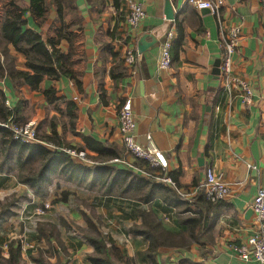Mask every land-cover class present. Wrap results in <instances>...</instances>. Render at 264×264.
<instances>
[{
	"label": "crops",
	"instance_id": "crops-1",
	"mask_svg": "<svg viewBox=\"0 0 264 264\" xmlns=\"http://www.w3.org/2000/svg\"><path fill=\"white\" fill-rule=\"evenodd\" d=\"M169 1L173 20L164 16L165 0H147L145 18L136 30L126 22L127 9L122 0L119 7L112 0H70L74 8L64 7L60 16L56 6L46 0L45 19L38 24L26 10L24 27L58 43L72 77L44 78L41 88L33 90L5 76L0 79V90L12 109L18 107L16 121H32L38 134L52 137L54 142H48L84 150L94 160L98 153L83 137L100 143L113 156L125 155L117 110L127 103L136 120V140L163 152L169 175L182 194L145 177L138 183L136 173L109 160L89 166L91 170L77 179L67 180L55 172L46 183L45 198L18 182L15 170H0L1 180L11 177L16 182L11 189L0 183V190L8 193L6 197H18L15 213L0 227L3 244L20 237L28 225L25 217L33 216L36 207L48 202L50 209L39 222L53 224L59 233L63 247L53 238L50 244L56 252L53 257L58 255L60 261L64 258V264H91L86 255L93 251L92 245L81 234L70 240L63 235L66 227H71L67 234L74 228H85L87 219L97 227V220L101 221L107 245L121 248L129 257L144 251L148 240L128 231L140 223L141 210L163 219L174 230L181 227L179 218H201L196 237L186 234L181 240L186 245L157 249L158 264H260L252 258L242 261L229 245L245 242L253 232L250 205L257 188L264 187V0H223L220 9L223 27H241L232 73L251 87L252 101L248 105L243 103L240 89H225L220 71L212 73L214 61L220 59L222 40L217 17L209 10L203 13L195 9L186 0ZM15 3L26 8L29 0ZM6 5L4 13L10 10ZM169 30L174 35L171 66L163 70L157 62ZM143 34H148L147 41L154 38L155 43L139 52L137 41ZM128 47L135 49L132 65L124 61ZM8 48L15 56V66L24 69L23 55L11 45ZM48 88L55 89L54 96L59 99L47 98L43 91ZM3 147L0 142V149ZM207 167L222 173L229 184V195L205 209L193 199L202 191ZM63 191L69 193L68 197H85L86 207L79 205V212L73 213L65 205L67 200L54 202ZM21 194L26 195V202H21ZM56 214L59 221L54 218ZM36 235V230L27 235L35 246L33 253L49 246L44 239L40 241L48 246L36 245ZM48 259L51 262L52 257Z\"/></svg>",
	"mask_w": 264,
	"mask_h": 264
},
{
	"label": "trees",
	"instance_id": "trees-1",
	"mask_svg": "<svg viewBox=\"0 0 264 264\" xmlns=\"http://www.w3.org/2000/svg\"><path fill=\"white\" fill-rule=\"evenodd\" d=\"M49 1L56 6L59 16L64 7H68L69 10L74 8L70 0ZM120 2L121 0H112V4L115 7H119ZM8 4L10 5V10L2 16L0 15V79L7 76L15 84L20 80L29 85L31 89L39 90L44 78L54 80L61 76L72 77V73L64 65V55L59 50L58 43L53 38L44 37L42 33L24 27L26 20L23 15L26 10L30 12L37 24L45 19L48 7L46 0H29V5L26 8H19L15 0H9ZM8 45H11L16 52L23 55L24 69L15 67L14 56L10 54ZM43 93L49 99L50 96L51 99H59V97L54 96L56 91L53 88H48ZM3 99L4 92L0 90L1 122L6 121L10 115L16 117L18 110V107L8 110L2 103ZM38 136L41 139L53 141L50 136L46 137L40 134ZM83 139L91 150H95L98 153L96 160L100 163L114 157H121V155L115 153V156L109 154L106 151L107 148L89 137H83ZM0 142L4 143V147L2 150L0 149V170L7 172L15 170L17 172V181L28 185L39 198H45L47 195L46 183L50 181V177L55 172H58V175H62L65 179L71 180L77 179L78 176L84 177L91 170L89 166L75 163L63 151H52L42 145L21 143L13 140L9 131L3 127H0ZM55 145L63 146L58 142ZM65 147L69 146L65 145ZM134 176H138V183H142L143 177L137 174ZM68 195V192L63 191L54 202L66 201ZM193 201L196 204L199 203L205 209L216 204L209 202L205 198L203 191H199ZM17 202L18 197L12 194L0 203V226L15 213L14 207ZM138 214L141 216L142 221L140 224L132 225L130 232L148 240V247L144 251H139L135 256L129 257L121 248L115 245H107L96 223L87 219L85 228L77 227L82 237L93 247V251L86 255L87 260L91 264H158L156 259L157 249L159 247L182 246L185 243L181 242V240L186 234L196 237L198 233L197 226L201 220L197 216L179 218L177 222L181 227L174 230L167 227L157 216L149 211L141 210L138 211ZM52 238L59 240V233L55 230L54 225L48 222H40L37 226L36 239L38 241L44 239L49 246L45 250L37 248L35 253L31 249L25 253L37 264H53L48 260L56 253L50 244ZM58 243L59 246L63 247L62 243L59 241ZM7 246V257L1 254L0 248V264H22L20 241L10 240ZM55 258V264H64L61 263L58 255Z\"/></svg>",
	"mask_w": 264,
	"mask_h": 264
},
{
	"label": "built area",
	"instance_id": "built-area-1",
	"mask_svg": "<svg viewBox=\"0 0 264 264\" xmlns=\"http://www.w3.org/2000/svg\"><path fill=\"white\" fill-rule=\"evenodd\" d=\"M126 6V22L131 29L136 30L145 18L146 12L144 2L147 0H122ZM186 2L197 10L208 9L215 15L219 21L220 9L224 3L223 0H186ZM222 40L220 43V64L219 71L223 85L227 91L231 87H236L242 91V101L246 105L252 101V89L249 84L236 77L232 73V59L239 41L241 27L239 24H233L229 27H223L220 24ZM173 31L169 30L165 39L161 43V51L158 58L159 69H169L171 66V46L173 40ZM124 61L128 65L136 61L135 49L128 47L125 52ZM5 95V93H4ZM4 104L8 110H12L7 96H4ZM118 129L121 136L124 153L121 157H114L108 162L111 164L122 165L124 168L158 183H164L171 186L177 192L175 181L169 175L167 159L163 152L157 148L143 146L135 138L136 120L131 107L125 103L117 110ZM0 127L7 129L13 140L21 143H34L50 148L51 150L63 151L72 159L80 164L91 166L100 164V162L90 157L84 150H78L74 147H63L52 144L38 136L36 127L32 121L18 122L14 115H10L6 121H0ZM150 139V135H147ZM250 166V165H249ZM201 188L205 198L212 203L224 200L229 195V184L225 181L222 173L215 171L212 167H207L204 171V179ZM6 191L0 190V201L6 195ZM182 194V193H181ZM250 208L254 216L253 232L246 238L245 242L240 244H231L229 248L237 254L242 261H249L251 258L260 264H264V187L259 186L252 199ZM50 209V203L45 202L42 206L36 207L33 216H27L28 225L24 227V239L20 241L22 254L27 250L35 249L33 243L29 242L25 235L33 232L36 222L43 217ZM33 227V228H32ZM1 254L8 256V246L4 243L0 246ZM170 264H181L180 262Z\"/></svg>",
	"mask_w": 264,
	"mask_h": 264
},
{
	"label": "rangeland",
	"instance_id": "rangeland-1",
	"mask_svg": "<svg viewBox=\"0 0 264 264\" xmlns=\"http://www.w3.org/2000/svg\"><path fill=\"white\" fill-rule=\"evenodd\" d=\"M16 1V0H15ZM9 2V0H0V15L2 16L3 14H4V11H5V9H6V4ZM10 52V51H9ZM11 54V53H10ZM12 55V54H11ZM14 56V55H13ZM14 60H15V56H14ZM14 62V61H13ZM14 64H15V62H14ZM16 67V66H15ZM17 68V67H16ZM18 69V68H17ZM10 134V133H9ZM39 135V134H38ZM11 136V135H10ZM12 138V137H11ZM11 174H13V172H11ZM0 183H4V185H5V187H7V188H9V189H11L12 187H14L15 186V184H16V182H15V180L13 179V178H8V180H6V181H3V180H1L0 179ZM21 193L23 192V191H20ZM125 194V193H124ZM12 195V194H11ZM8 196H10V195H8ZM130 196L131 197H133L134 199H136V198H139V196H137L136 194H130ZM84 198L85 197H83V196H76V195H74V196H69L68 197V199H67V201L65 202V205H67V207L69 208V210L71 211V212H79V210H77L78 208H79V205H82V207L84 208V207H86V205H87V203L85 202V200H84ZM26 200H27V197H26V195H24V194H21V202H26ZM1 202H3V201H0V203ZM20 202V203H21ZM29 214H30V212H28ZM46 215V214H45ZM24 216V215H23ZM140 216V215H139ZM47 216H45V218H46ZM24 218V217H23ZM54 218L55 219H57L58 221H59V219H60V217H59V215L58 214H56L55 216H54ZM167 217H164V219H166ZM163 220V219H162ZM161 220V221H162ZM141 221H142V219H141V216H140V223H141ZM100 222L101 221H98L97 220V223H98V228H99V231L101 232V230H102V228L100 227L101 226V224H100ZM40 222L39 221H37L36 222V225H35V227L32 229V231H34V230H36L37 231V226H38V224H39ZM140 223H138V224H140ZM100 225V226H99ZM1 227V226H0ZM130 228H131V226L129 227V229H128V231L130 232ZM68 229H71V227H69ZM67 227L65 228V232L63 233V235L65 236H67L68 237V239L70 238V239H74V238H72L73 236H75V235H80L81 234V232L77 229V228H74L75 230H72V233L71 234H67L66 232H67ZM127 231V227H124V228H122V232H126ZM131 233V232H130ZM102 234V233H101ZM69 235H71V236H69ZM102 236H103V234H102ZM104 236H106L105 234H104ZM25 238H27L26 237V235H25ZM24 239V234H21V236L20 237H17V238H13V239H11V240H18V241H22ZM69 239V240H70ZM30 240V239H29ZM34 242H35V244L36 245H38L39 243H40V245L42 246V247H44V246H48L47 244H46V242L45 241H36V240H33ZM3 244V241H0V246ZM45 248V247H44ZM33 250H35V249H33ZM49 260V259H48ZM50 261V260H49ZM55 261H56V259H55V257H52V259H51V263H53V264H55ZM83 262H85L84 260H82ZM61 262L62 263H64L65 262V260H64V258L63 259H61ZM80 264H82V262H79ZM22 264H37V263H35L34 261H32L28 256H27V254L25 253V255H24V257H22Z\"/></svg>",
	"mask_w": 264,
	"mask_h": 264
},
{
	"label": "water",
	"instance_id": "water-1",
	"mask_svg": "<svg viewBox=\"0 0 264 264\" xmlns=\"http://www.w3.org/2000/svg\"><path fill=\"white\" fill-rule=\"evenodd\" d=\"M208 9H202L201 12H207ZM164 16L166 19L168 20H173L174 19V13H173V9L171 6V3L169 0H165V4H164ZM148 36V34H143L137 41V49L139 52H143L145 50H147L152 44L155 43V39L151 38L150 41L146 40V37ZM219 64H220V59H216L213 63V74H218L219 73Z\"/></svg>",
	"mask_w": 264,
	"mask_h": 264
}]
</instances>
